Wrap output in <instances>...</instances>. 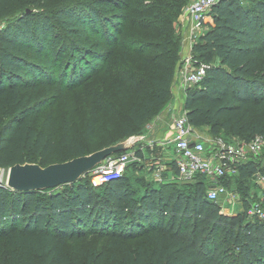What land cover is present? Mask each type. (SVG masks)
<instances>
[{
  "label": "trees",
  "instance_id": "16d2710c",
  "mask_svg": "<svg viewBox=\"0 0 264 264\" xmlns=\"http://www.w3.org/2000/svg\"><path fill=\"white\" fill-rule=\"evenodd\" d=\"M72 4L0 0V167L16 162L45 166L93 151L100 116L107 113L119 119V135L129 137L170 97L181 39L171 24L157 14L161 38L144 40L134 32L122 41L115 36L118 16L107 12L114 0H101L97 12L84 8L88 17ZM172 4L175 16L186 5ZM148 8L141 5L137 12L151 16ZM210 13L212 23L191 43L193 56L208 65L199 82L185 87L183 109L193 126H206L211 135L223 130L248 140L264 134V0H216ZM141 19L132 23L141 28ZM85 28L98 41L116 45L120 54L93 73L98 90L87 104L83 127L76 126V131L65 122L57 137L50 123L37 127L43 103L29 99L26 89L59 75L65 39ZM148 48L157 51L145 54ZM70 50L74 54L59 76L71 85L94 69L84 59L87 49L73 44ZM92 55L104 61L111 53L97 50ZM134 151L141 154L139 148ZM167 163L175 174L173 161ZM255 170L264 174V163L249 160L235 176L258 187L250 179ZM223 181L227 185L228 179ZM185 184L180 188L173 180L145 178L135 194L123 172L99 185L86 172L74 182L29 191L0 181V240L7 250L0 264H264V188L258 187L263 209L259 217L246 212L247 190L242 189L244 208L228 214L218 199L206 197L201 179ZM89 234L112 238L121 252L108 255L85 248L69 253L64 248L66 241Z\"/></svg>",
  "mask_w": 264,
  "mask_h": 264
},
{
  "label": "rangeland",
  "instance_id": "374dc122",
  "mask_svg": "<svg viewBox=\"0 0 264 264\" xmlns=\"http://www.w3.org/2000/svg\"><path fill=\"white\" fill-rule=\"evenodd\" d=\"M55 3H68L75 2L72 4L76 6V10L81 11L86 17L88 14L86 13L84 8L90 7V11L101 10L103 4H100L101 0H53ZM115 6H110L107 12L115 13L118 16L117 21V30L115 32V36H117L118 40H126L129 34H133L137 32L138 35L143 36L144 40H156L162 37V33L158 30L157 24L159 23L157 14L163 17V23L166 25L172 26L174 32L179 34L181 37L180 27L178 24L179 15H174L171 12L170 4L173 2L178 3L182 1L183 4L188 3L189 0H114ZM142 5V8H148L147 11H152L151 16L143 14L140 16V13L137 12V8ZM173 5V4H172ZM183 8V6H182ZM33 9L34 13H39L41 9L39 8H31L26 7V10ZM182 10V9H181ZM181 13V11H180ZM139 17H142V22L144 24L143 27L138 28L132 22ZM87 21V27L90 29H94L92 21ZM3 23V20L0 19V25ZM88 28L82 29L80 34L78 35H70L64 42V51L59 56L57 68L60 69L63 64L67 63V60L74 53L70 50L71 45L76 44L78 48L87 49L88 53L85 52L84 59L88 64L92 65L91 69H94L93 72H87L86 77L83 78V81L76 84H69L68 82H61L60 76L55 75L53 79L47 80L44 82H40L38 86L34 89L27 88L26 93L29 96V99H35L36 101L42 102L41 112L37 115L36 122L37 127L45 123H50L55 127V135L59 137L62 133V128L65 122H69L74 129L80 130L78 128L83 127L86 120V112L88 109L87 104L91 101L92 94L98 90L96 77L93 76V73L98 70L102 66V70L105 67H108L117 57V54H120L118 47L116 45H108L105 42L98 41L96 36L91 32ZM131 39V38H130ZM61 41V38L59 39ZM131 41V40H127ZM59 49V46L57 50ZM101 51L103 55L111 53L106 60H98L92 54L95 51ZM156 48H148L144 51L145 54H152L156 52ZM37 58H35L36 60ZM178 60L177 65L179 64ZM91 73V74H89ZM97 87V88H96ZM182 94V93H181ZM133 95L128 98V101L133 99ZM181 97V95H180ZM180 97H178V93L175 92V88L171 87V94L163 108L159 109L155 115L150 117L144 126L138 129L135 133H147L148 139L151 137H156L165 134L167 130L166 125V110L169 106L178 107L182 104ZM27 99V101H29ZM100 122L98 124V129L96 134L92 140L93 151L99 148H102L106 145L112 144L113 142L121 141L127 137H122L117 132L119 126V119L116 118L112 113L103 114L100 116ZM78 128H75V127ZM204 132H209L208 127H203ZM219 135L227 140H231L234 136L226 133L223 130L219 131ZM113 137V138H112ZM145 143V142H143ZM148 147V148H147ZM129 148V147H128ZM134 148L140 149V155L134 154L130 156V159L125 163L123 173L129 179V184L135 194H138L145 182V178H153V174L151 171L156 168L160 169L161 179L173 180L175 184L180 188L187 187L185 182L177 181L176 179H172L174 174H172V170L168 165L167 155H169L168 150L164 149V146H160L158 144L142 145L135 144L133 147L129 149L134 150ZM257 163L259 165L264 163V153L260 154L256 158ZM7 168L0 167V181L5 184L6 180ZM204 181L207 180L205 175H201ZM244 181H241L237 176L229 177L227 187L236 194L235 201L229 202L228 199L224 197H219L218 202L221 205V211L224 213H236L242 208L244 205L241 204V195L242 189L243 191L247 190L250 201L248 205H251L253 201H259V195H261L258 187L256 185H246ZM253 195V197H252ZM261 197V196H260ZM247 205V206H248ZM262 207V205H261ZM247 208V207H246ZM127 245V244H126ZM64 248L68 250V252L76 253L80 249L92 248L96 251L103 250L106 254L110 255L114 252L120 253L122 250V246L116 244V242L108 237V236H98L96 234H89L83 240H75L72 239L70 241H66ZM0 257L5 259L7 257V250L4 246V240H0Z\"/></svg>",
  "mask_w": 264,
  "mask_h": 264
},
{
  "label": "built area",
  "instance_id": "2783aa9c",
  "mask_svg": "<svg viewBox=\"0 0 264 264\" xmlns=\"http://www.w3.org/2000/svg\"><path fill=\"white\" fill-rule=\"evenodd\" d=\"M215 1L189 0L184 6L182 13L186 17L187 26L185 33L181 35V42H186L188 47L175 69L171 87L179 78L185 89L186 86L199 82L205 74L208 64L193 56L191 43L202 33L204 25L212 22L210 11ZM166 113L167 130L162 137L148 139L147 133H135L128 137L131 141L129 148L137 143L149 146L155 143L164 146L169 152L168 161H173L176 169L172 179L184 182L201 179L205 184L208 199L217 200L225 196L229 202L235 201L236 194L227 187L223 179L237 175L239 165L249 160H256L264 153V134L256 133L248 140H240L236 137L227 140L220 135L204 132L203 127L193 126L187 120L182 104L177 108L169 106ZM132 154L134 150L129 149L104 157L89 171L91 183L99 185L110 177L121 174ZM151 172L153 178H162L159 168ZM201 175H205L207 180L204 181ZM96 176H98L97 180L94 179ZM250 179L260 190L264 188V174L259 170L253 171ZM246 212L248 215L255 213L262 217L260 200L248 205Z\"/></svg>",
  "mask_w": 264,
  "mask_h": 264
},
{
  "label": "water",
  "instance_id": "95a60500",
  "mask_svg": "<svg viewBox=\"0 0 264 264\" xmlns=\"http://www.w3.org/2000/svg\"><path fill=\"white\" fill-rule=\"evenodd\" d=\"M127 137L86 154L64 161L51 162L41 166L36 162H16L7 168L5 185L18 191L53 188L63 183L76 181L89 172L104 157L130 146Z\"/></svg>",
  "mask_w": 264,
  "mask_h": 264
},
{
  "label": "crops",
  "instance_id": "0c3cea01",
  "mask_svg": "<svg viewBox=\"0 0 264 264\" xmlns=\"http://www.w3.org/2000/svg\"><path fill=\"white\" fill-rule=\"evenodd\" d=\"M211 21V20H210ZM212 23V22H211ZM178 24L180 27V32L181 35L185 33L186 31V26H187V20L186 17L183 13H181L179 15V19H178ZM187 43L186 42H181L180 39V48H179V60L183 58L185 52L187 51ZM173 80V79H172ZM180 79L178 78V81L174 83V88H175V92L178 93V97H180L181 102L183 103V96H184V86L180 83L179 81ZM173 84V81L171 82ZM182 93V94H181ZM166 123V122H165ZM167 125V124H166Z\"/></svg>",
  "mask_w": 264,
  "mask_h": 264
},
{
  "label": "bare ground",
  "instance_id": "6f19581e",
  "mask_svg": "<svg viewBox=\"0 0 264 264\" xmlns=\"http://www.w3.org/2000/svg\"><path fill=\"white\" fill-rule=\"evenodd\" d=\"M94 179H96V180H97V179H98V176H96Z\"/></svg>",
  "mask_w": 264,
  "mask_h": 264
}]
</instances>
